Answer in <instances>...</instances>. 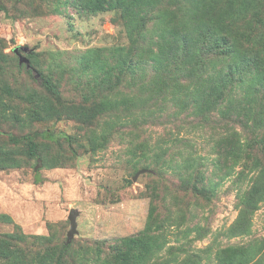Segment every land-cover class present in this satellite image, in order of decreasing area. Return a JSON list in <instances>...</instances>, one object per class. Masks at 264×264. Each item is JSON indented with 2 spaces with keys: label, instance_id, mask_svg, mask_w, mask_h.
Wrapping results in <instances>:
<instances>
[{
  "label": "rangeland",
  "instance_id": "rangeland-1",
  "mask_svg": "<svg viewBox=\"0 0 264 264\" xmlns=\"http://www.w3.org/2000/svg\"><path fill=\"white\" fill-rule=\"evenodd\" d=\"M84 2L0 0V237L47 239L15 244L19 264H56L68 245L64 264H96L99 244L146 233L156 209L159 223L149 235L154 257L183 258L201 249L199 264H264V195L249 231H228L251 198L243 197L253 177L264 174V130L242 133L220 110L204 118L170 100L142 106L132 117L124 105L93 116L95 104L122 95L97 87L92 62L113 61L112 49L131 43L120 12L87 11ZM15 49L32 69L20 64ZM42 76L57 86L60 101L45 90ZM46 130L70 143L38 136ZM29 137L43 165L40 184ZM226 138L238 153L240 141L247 146L237 157L223 154L218 169L215 152L227 150ZM71 210L78 217L69 242ZM201 229L207 235L198 239Z\"/></svg>",
  "mask_w": 264,
  "mask_h": 264
},
{
  "label": "trees",
  "instance_id": "trees-1",
  "mask_svg": "<svg viewBox=\"0 0 264 264\" xmlns=\"http://www.w3.org/2000/svg\"><path fill=\"white\" fill-rule=\"evenodd\" d=\"M83 8L91 12H120L131 43L127 48L112 49L113 61L108 58L104 61L98 56L92 62L97 87L104 88L114 98L122 95L120 101L95 104L93 116L104 108L115 111L124 105V111L132 117L133 111L144 110L142 106L163 105L170 100L181 109L197 110L204 118L220 110L217 113L242 133L264 130V0H85ZM42 83L45 90L60 101V93L52 80L42 76ZM119 88H123L124 93ZM84 114L81 112L83 117ZM38 136L51 142L64 138L70 143L68 136H56L50 130ZM13 143L18 145L20 140ZM224 143L227 150L216 149L215 152L218 169L222 167L223 154L237 157L247 146L245 139L240 141L238 153L232 140L226 138ZM37 148L29 137L28 156L36 159L35 183L40 184L46 180L41 176L43 165ZM263 184L264 174L260 170L243 197L251 196V201L245 200L229 233L243 235L249 231L253 208L263 200ZM205 191L208 192L207 188ZM205 198L211 200V196ZM165 218L172 223L171 217ZM157 223L155 209L150 213L146 233L119 239L111 245L99 244L95 248L96 264L100 261L102 264H199L201 249L183 258L154 257L150 243L153 238L149 235ZM206 235L203 229L197 238ZM46 240L19 233L0 237V260L12 264L16 259L15 264H19L20 258L12 249L15 244L36 245ZM157 242L160 246L157 253H161L164 246L159 238ZM69 250V245L63 248L56 264H64Z\"/></svg>",
  "mask_w": 264,
  "mask_h": 264
},
{
  "label": "water",
  "instance_id": "water-1",
  "mask_svg": "<svg viewBox=\"0 0 264 264\" xmlns=\"http://www.w3.org/2000/svg\"><path fill=\"white\" fill-rule=\"evenodd\" d=\"M14 52H15V54H17L19 56L20 64H25L27 66V68H30V66H31L30 61L27 58L21 56L19 49H15ZM140 173H142V172H140ZM135 180H136V178H135ZM77 217H78V212H76L75 210H71L70 215H69V221L71 224V228H70V232H69V239H68L69 242L74 238L75 234L77 233Z\"/></svg>",
  "mask_w": 264,
  "mask_h": 264
}]
</instances>
